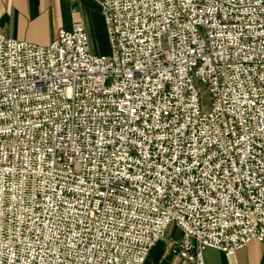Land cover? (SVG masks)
Wrapping results in <instances>:
<instances>
[{
	"label": "built area",
	"instance_id": "obj_1",
	"mask_svg": "<svg viewBox=\"0 0 264 264\" xmlns=\"http://www.w3.org/2000/svg\"><path fill=\"white\" fill-rule=\"evenodd\" d=\"M96 1L109 53L0 32V264L264 242V0Z\"/></svg>",
	"mask_w": 264,
	"mask_h": 264
},
{
	"label": "crops",
	"instance_id": "obj_2",
	"mask_svg": "<svg viewBox=\"0 0 264 264\" xmlns=\"http://www.w3.org/2000/svg\"><path fill=\"white\" fill-rule=\"evenodd\" d=\"M77 24L88 31L93 51L108 43L102 7L96 0H0V32L19 40L47 45L60 29H73ZM168 229L178 232L171 238H180L182 233L175 224ZM171 238L164 241L167 248ZM204 257L206 264H264V242L253 239L230 255L208 247ZM177 258L181 259L180 264H191L178 255Z\"/></svg>",
	"mask_w": 264,
	"mask_h": 264
},
{
	"label": "rangeland",
	"instance_id": "obj_3",
	"mask_svg": "<svg viewBox=\"0 0 264 264\" xmlns=\"http://www.w3.org/2000/svg\"><path fill=\"white\" fill-rule=\"evenodd\" d=\"M96 53H109L110 52V44L109 41L104 45L103 49H94ZM205 97L207 98L206 107H208V99L209 93L205 89L204 91ZM178 229H176L177 231ZM178 236V232L172 231L171 229L167 230V234L161 242L157 243V245L153 248L148 258L146 259L145 264H180L181 259L177 258V255L173 254L170 247L166 246L164 241H167L169 238ZM159 250V252H158ZM157 252L159 253L157 255Z\"/></svg>",
	"mask_w": 264,
	"mask_h": 264
}]
</instances>
